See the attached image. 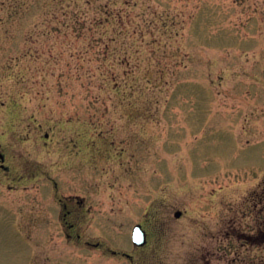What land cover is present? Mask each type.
I'll list each match as a JSON object with an SVG mask.
<instances>
[{"label": "rangeland", "instance_id": "rangeland-1", "mask_svg": "<svg viewBox=\"0 0 264 264\" xmlns=\"http://www.w3.org/2000/svg\"><path fill=\"white\" fill-rule=\"evenodd\" d=\"M1 1L0 264H252L237 212L264 182V0H100L94 28L98 2Z\"/></svg>", "mask_w": 264, "mask_h": 264}, {"label": "flooded vegetation", "instance_id": "flooded-vegetation-1", "mask_svg": "<svg viewBox=\"0 0 264 264\" xmlns=\"http://www.w3.org/2000/svg\"><path fill=\"white\" fill-rule=\"evenodd\" d=\"M248 141V140H247ZM259 144H247L246 147L239 149L238 151L242 156V160L256 163L257 159H260L261 153ZM2 158L0 159V168L6 170L5 155L0 152ZM254 161V162H253ZM264 184V182H263ZM259 187L249 188L246 193L240 198L238 203V218L242 220V224L245 220L247 225L243 224V232L241 233L244 239V244L250 246L253 250H250V257L253 258L252 264H264V185ZM61 203V211L59 212V220L62 224L68 227V230L74 231L76 227L84 223L82 214L85 207L83 199L75 195H67L59 198ZM85 211V210H84ZM76 232V231H75ZM68 236L72 237L73 233L68 232ZM76 237L79 239L82 237L80 233L76 232ZM148 242V234H147ZM147 244V243H146ZM99 246V244H95Z\"/></svg>", "mask_w": 264, "mask_h": 264}, {"label": "trees", "instance_id": "trees-1", "mask_svg": "<svg viewBox=\"0 0 264 264\" xmlns=\"http://www.w3.org/2000/svg\"><path fill=\"white\" fill-rule=\"evenodd\" d=\"M9 1L10 2H7V0H2L1 1V4L6 7L5 9H9L8 7L11 6V3H13L12 0H9ZM16 1L17 0H14V2H16ZM59 1H61V0H57L56 2L59 3ZM68 1L71 3V2H76L77 0H68ZM85 1L89 5H91V7H93L92 4H95L94 2H96V3L98 2V8L100 6L103 9L102 13H100V15H95V16H100V17H94V19H93V24H94L93 28L95 26H98V25L111 26L112 20H113V14L110 11L109 7H107L108 4H102L100 2V0H85ZM69 2H67V4H70ZM78 8H79V6L76 5V9H78ZM79 14H81V13H79L76 10V12L73 11V15L70 16V20H71L70 22H71L72 26H69L70 25L69 22L64 23L66 25V27H69L73 32L78 28V26L85 25L87 23V18H83L81 16H78ZM65 16L67 17V13L65 14ZM86 29H84V31ZM88 29L92 30L91 23H89ZM123 34H125V33H123ZM31 35L32 34L29 33L28 37L31 38ZM104 35L106 36V38H104ZM86 39H88V41H87L88 46H92L91 44L95 40V37L93 36V34L89 35V36H86ZM101 39H102V42L104 44V49H103L102 54H103V56H105V58H108V56H110V54H111V48L110 47H111V42L114 39V35L112 34L111 36H109V35H107L105 33V34L102 35ZM101 75H103V78L101 77V84H100L101 85L100 86L101 93H107L108 94L110 89L114 88L117 85L116 82H115L116 80H115V76H114L113 66L111 64L105 65ZM97 97H99V95H97Z\"/></svg>", "mask_w": 264, "mask_h": 264}, {"label": "water", "instance_id": "water-1", "mask_svg": "<svg viewBox=\"0 0 264 264\" xmlns=\"http://www.w3.org/2000/svg\"><path fill=\"white\" fill-rule=\"evenodd\" d=\"M1 156V155H0ZM181 214L180 211L175 212V216L179 217ZM132 242L136 246H143L146 241V231L142 228L141 224H136L134 225L132 229V234H131Z\"/></svg>", "mask_w": 264, "mask_h": 264}]
</instances>
